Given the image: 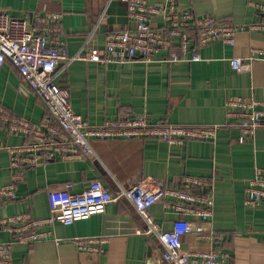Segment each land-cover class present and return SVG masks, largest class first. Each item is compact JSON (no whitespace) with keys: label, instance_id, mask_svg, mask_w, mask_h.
<instances>
[{"label":"crops","instance_id":"1","mask_svg":"<svg viewBox=\"0 0 264 264\" xmlns=\"http://www.w3.org/2000/svg\"><path fill=\"white\" fill-rule=\"evenodd\" d=\"M164 0H151L152 3ZM249 0H178L179 6L198 17L213 16L241 26L264 20ZM0 9L12 17L37 24L36 16L62 14L52 39L64 42L70 56L102 48L113 32L134 30L127 7L119 0H0ZM155 27L163 25L155 19ZM255 50L264 51V34L240 32L234 46L221 42L199 48L200 62L157 60L126 64L74 61L61 62L57 82L71 94L73 110L91 125H102L124 113L149 115L154 122L187 127L218 126L215 141L188 142L169 146L156 140L111 139L91 141L95 161L56 158L22 172L18 199L0 204V219L30 214L35 219L50 214L49 194L58 190L77 193L92 181L101 180L112 192L128 189L145 179L148 188L177 186L184 177H198L214 185V214L209 227L221 239H199L197 232L183 237L185 252L215 250L220 264H264V203L246 205L245 190L258 168H264V126L252 141L242 142L237 120L229 116L227 102L243 98L264 103V60H255L237 72L233 58L245 61ZM188 54L187 57H191ZM0 105L14 115L40 125L46 107L23 82L18 70L6 62L0 71ZM264 110V106L262 107ZM21 134L8 133L0 122V186L10 184L9 150L28 143ZM163 202L151 213L165 230H172L180 216L167 213ZM195 221L192 217H187ZM143 226L135 207L126 199L112 203L105 214L95 215L71 226L55 224L47 240L33 246H17L16 264H165L158 240L138 235ZM103 238L101 253L80 251L75 238ZM11 233L0 229V242ZM55 239L60 240L59 243Z\"/></svg>","mask_w":264,"mask_h":264},{"label":"built area","instance_id":"2","mask_svg":"<svg viewBox=\"0 0 264 264\" xmlns=\"http://www.w3.org/2000/svg\"><path fill=\"white\" fill-rule=\"evenodd\" d=\"M127 7L128 18L136 29L110 33L102 48L89 53L70 56L64 42L52 39L51 34L62 14L47 12L37 15V24L14 18L7 10L0 9V71L8 61L18 70L23 82L46 107L47 115L40 125L14 115L0 105V122L7 132L29 138L28 143L11 148V169L14 172L10 184L0 186V204L18 199L17 186L24 170L37 168L62 158L95 161L91 145L93 139H142L156 140L169 146H182L188 142L215 141L218 126L187 127L184 125L154 122L147 115L124 113L116 119H108L102 125H91L71 105L69 89L58 85L57 69L61 62L74 61L126 64L141 60L152 63L161 51H167L164 61L200 62L199 48L221 42L234 46L240 32L264 34V20L237 26L213 16L198 17L191 10L179 6L178 0H119ZM249 5L264 16V0H249ZM155 19L163 25L155 27ZM197 47V48H196ZM192 54L189 58L188 54ZM255 60H264V51L255 50L247 61L233 58L231 66L237 72L248 69ZM229 116L237 120L241 141H252L259 128L264 126L263 102L243 98L227 102ZM246 205L264 203V168H258L245 190ZM128 200L136 209L143 226L138 235L158 240L162 261L165 264H220L221 257L215 250L185 252L183 237L197 232L199 239H221L209 227L214 214V185L203 178L184 177L177 186L148 188L146 180L135 181L128 189L109 190L101 180H94L81 192L58 190L49 194L50 214L35 219L30 214L0 219V229L11 233V239L0 242V264H16L13 253L17 246H33L47 240L51 231H44L55 224L71 226L95 215L105 214L110 204ZM163 202L167 213L180 216L172 230H165L151 213L153 205ZM192 217L195 221H190ZM57 243L60 240L55 239ZM103 238H75L74 244L82 252L101 253Z\"/></svg>","mask_w":264,"mask_h":264},{"label":"trees","instance_id":"3","mask_svg":"<svg viewBox=\"0 0 264 264\" xmlns=\"http://www.w3.org/2000/svg\"><path fill=\"white\" fill-rule=\"evenodd\" d=\"M197 48V47H196ZM157 123V122H156ZM160 123H163V124H167L165 121L164 122H160Z\"/></svg>","mask_w":264,"mask_h":264}]
</instances>
